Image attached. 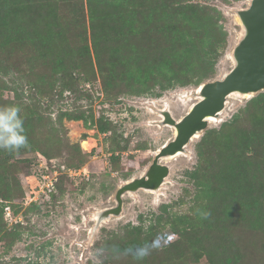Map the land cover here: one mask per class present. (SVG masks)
<instances>
[{
    "label": "trees",
    "instance_id": "obj_1",
    "mask_svg": "<svg viewBox=\"0 0 264 264\" xmlns=\"http://www.w3.org/2000/svg\"><path fill=\"white\" fill-rule=\"evenodd\" d=\"M58 1L64 3L60 2L62 7L71 4V0H0V74L14 76L9 81L2 80L4 90L15 94L13 106L20 108L26 95L35 101L54 87L60 89V96L67 91L92 99L81 88L97 78L102 82L105 101H118L130 81L131 73L125 70L132 64L138 66V89L131 84L128 89L136 96L159 98L178 87L198 88L217 76L223 55L213 51L217 42L216 15L212 12L216 10H209L208 5L191 0L189 4L184 0H88L89 28L87 31L84 27L77 35L56 21ZM181 8H188L185 17L168 32V18ZM141 9L143 13H138ZM134 12L141 16L136 25ZM158 12L164 16L159 20L155 18ZM200 34L212 51L200 45ZM11 43L18 49L14 61ZM6 49L9 51L4 52ZM4 54L12 62V69L10 62L1 60ZM37 105L45 109L42 101ZM63 118L83 120L89 127L94 124L92 116L89 119L80 109L63 113L59 120ZM97 125L100 133H111L109 140L117 135L113 123L104 115ZM127 148L128 144L119 147V152ZM115 151L110 149L111 160L118 164L120 155ZM196 153V167L185 173L194 187L188 213H171L169 205H164L160 215L147 218V229V220L140 215L138 225L129 224L105 239L106 252L98 264H191L200 256L207 257L209 264H241L244 253L236 233L239 224L244 225L243 230L264 234V95L251 100L221 129L209 131L198 143ZM83 161H77L76 166ZM4 198L0 190V199ZM198 209L210 213L208 218L203 219ZM0 222L1 233L3 214ZM167 228L180 237L179 241L153 250L142 261L127 253L129 247L150 243ZM225 256L222 263L220 259Z\"/></svg>",
    "mask_w": 264,
    "mask_h": 264
},
{
    "label": "rangeland",
    "instance_id": "obj_2",
    "mask_svg": "<svg viewBox=\"0 0 264 264\" xmlns=\"http://www.w3.org/2000/svg\"><path fill=\"white\" fill-rule=\"evenodd\" d=\"M184 1L190 3V0ZM193 1L208 5L209 10H216L212 12L216 15L214 32L217 42L213 51L220 52L223 57L216 78L205 83L222 80L236 66L234 50L245 35L239 12L246 10L252 0ZM60 2L64 5L58 1L59 18L56 21L77 35L86 26L88 31V0H71L72 5L65 3L67 7H62ZM185 9L188 8L171 13L166 22L168 32L181 23ZM138 13H143V9ZM138 13L134 12L132 16L135 25L140 21ZM161 17H164L161 12L155 16L157 20ZM88 34L90 37V30ZM200 38L203 49L212 51V47L204 43L202 34ZM15 46L11 43L10 52L15 54L12 61L17 59L18 49ZM1 60L10 62L9 69L13 68L8 55L4 54ZM137 69L138 66L132 64L125 70L131 73L130 81L126 82L127 86L122 89L124 94L119 95L118 101H105L102 82L97 78V81L81 88L92 99L67 91L60 96V89L54 87L46 95H39L35 101L26 95L21 102L20 114L24 116L28 146L18 153L0 149L3 153H0V190L5 197L0 199V220L3 214L4 224L0 233V264H98L106 252L103 248L105 239L111 233H120L129 224L138 225L140 215H144L149 224L153 214H161L164 205H169L171 213L187 214L194 187L185 173L193 170L198 163V143L209 131L221 129L251 100L264 95V90L251 96L241 93L230 95L222 114L208 122V126L187 144L181 154L160 160L169 166L170 173L159 190L141 189L125 193L121 214L100 221L99 216L103 212L117 207V190L127 182L145 176L158 152L175 139L176 128L164 123V111L170 112L173 119L180 122L202 100L200 91L205 83L198 88L178 87L159 98L136 96L128 88L131 84L138 89ZM13 77L0 74V107L15 104V94L4 90L2 85V80L9 81ZM38 101H42L45 109L37 105ZM78 109L85 111L89 119L92 116L93 126H87L83 120H59L63 113ZM103 115L116 128L117 135L112 140L108 139L111 133L98 131L97 122ZM114 140L116 143H113ZM127 144L126 151L119 152V147ZM112 148L116 149V155H120L118 164L111 160ZM80 159L84 160L83 164L76 166ZM7 187H10L9 193L6 192ZM181 201L184 204H180ZM243 228L244 225L239 224L236 229L240 249L244 253L241 264H264V234ZM166 233L174 234L168 228ZM174 236L176 238L170 244L179 241L180 237ZM225 258L220 259L222 263ZM178 264L185 263L179 261ZM191 264H209V261L207 257L200 256Z\"/></svg>",
    "mask_w": 264,
    "mask_h": 264
},
{
    "label": "water",
    "instance_id": "obj_3",
    "mask_svg": "<svg viewBox=\"0 0 264 264\" xmlns=\"http://www.w3.org/2000/svg\"><path fill=\"white\" fill-rule=\"evenodd\" d=\"M239 16L245 35L234 50L235 68L224 79L205 83L201 87L202 100L180 122L164 111V123L177 129L175 139L158 152L145 176L127 182L117 190V207L103 212L101 220L121 214L125 193L160 189L170 173L169 166L160 160L183 152L195 134L208 126L207 118L219 116L231 93L254 94L264 90V0H252Z\"/></svg>",
    "mask_w": 264,
    "mask_h": 264
},
{
    "label": "clouds",
    "instance_id": "obj_4",
    "mask_svg": "<svg viewBox=\"0 0 264 264\" xmlns=\"http://www.w3.org/2000/svg\"><path fill=\"white\" fill-rule=\"evenodd\" d=\"M18 106L0 107V149L18 153L21 148L28 146V137L24 127V120L20 115ZM197 212L203 219H207L210 213ZM147 229V222L145 224ZM174 234H158L150 243L129 247L127 253L134 260L142 261L150 256L153 250H161L164 246L175 240Z\"/></svg>",
    "mask_w": 264,
    "mask_h": 264
},
{
    "label": "bare ground",
    "instance_id": "obj_5",
    "mask_svg": "<svg viewBox=\"0 0 264 264\" xmlns=\"http://www.w3.org/2000/svg\"><path fill=\"white\" fill-rule=\"evenodd\" d=\"M200 92H201V91H200ZM236 93H239V92H234V93H231L230 95H232V94H236ZM201 94H202V93H201ZM241 94H242V93H241ZM230 95H229V96H230ZM243 95H245V96H251L250 93H248V94H243ZM229 96H228V97H229ZM226 103H227V101H226ZM222 112H223V111H222ZM222 112H220L218 115H221ZM216 117H217V116H210V117L207 118V121L210 122L211 120H216ZM176 135H177V129H176ZM176 135H175V136H176ZM197 135H198V134L196 133L195 136L192 138V141H193L195 138H197ZM179 154H181V152H179V153H177L176 155H173V156H177V155H179ZM158 190H159V189H158ZM156 191H157V190H156ZM101 218H102V217H101V215H100V216H99V220H100V221H101ZM102 220H103V219H102Z\"/></svg>",
    "mask_w": 264,
    "mask_h": 264
}]
</instances>
